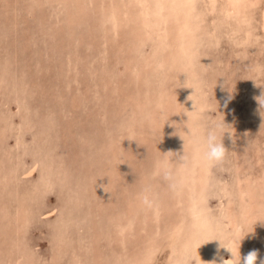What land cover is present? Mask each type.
Listing matches in <instances>:
<instances>
[{
	"label": "rangeland",
	"instance_id": "obj_1",
	"mask_svg": "<svg viewBox=\"0 0 264 264\" xmlns=\"http://www.w3.org/2000/svg\"><path fill=\"white\" fill-rule=\"evenodd\" d=\"M262 95L264 0H0V264H260Z\"/></svg>",
	"mask_w": 264,
	"mask_h": 264
},
{
	"label": "clouds",
	"instance_id": "obj_2",
	"mask_svg": "<svg viewBox=\"0 0 264 264\" xmlns=\"http://www.w3.org/2000/svg\"><path fill=\"white\" fill-rule=\"evenodd\" d=\"M231 99L232 97L230 95L228 99L225 100L224 102L225 107L227 106L228 102H230ZM257 99L260 105L261 114L264 115V113H262V110H264V95H262L261 97H258ZM225 125L226 123L224 121L213 122L209 124L206 127L203 136L199 139V143L203 150L204 159L208 163L209 167H215L217 165H220L226 160L228 149L225 147L223 143V137L225 136V134H227L229 138L232 139V142L235 143L234 132L227 129ZM181 138L183 139V137ZM180 158L186 163V157L182 155ZM154 175L159 176L164 181L168 182L169 188L172 190H175L179 185V181L170 163L166 159L161 160L157 163ZM139 200H140L142 207L145 210H155V208L157 207L156 196L152 192L150 187H145L141 191V193L139 194ZM213 240L219 241L220 246H222L225 249V251L231 254V259L221 260V264H227L229 260L234 261V264H257L258 250H251L246 255L243 256V259L241 258L240 243L242 239L239 242L238 249L235 251L233 250V248L224 244L221 240L219 239H213ZM213 240H210V241H213ZM260 264H264V259L260 260Z\"/></svg>",
	"mask_w": 264,
	"mask_h": 264
},
{
	"label": "bare ground",
	"instance_id": "obj_3",
	"mask_svg": "<svg viewBox=\"0 0 264 264\" xmlns=\"http://www.w3.org/2000/svg\"><path fill=\"white\" fill-rule=\"evenodd\" d=\"M237 2V1H236ZM236 8V7H235ZM235 237V236H234ZM232 240H233V238H232ZM210 264V263H209ZM214 264V263H213Z\"/></svg>",
	"mask_w": 264,
	"mask_h": 264
}]
</instances>
